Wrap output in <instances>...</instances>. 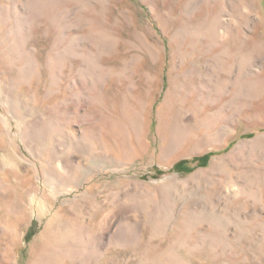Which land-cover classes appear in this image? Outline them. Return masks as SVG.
Instances as JSON below:
<instances>
[{
	"label": "rangeland",
	"instance_id": "obj_1",
	"mask_svg": "<svg viewBox=\"0 0 264 264\" xmlns=\"http://www.w3.org/2000/svg\"><path fill=\"white\" fill-rule=\"evenodd\" d=\"M0 264H264V0H0Z\"/></svg>",
	"mask_w": 264,
	"mask_h": 264
},
{
	"label": "trees",
	"instance_id": "obj_2",
	"mask_svg": "<svg viewBox=\"0 0 264 264\" xmlns=\"http://www.w3.org/2000/svg\"><path fill=\"white\" fill-rule=\"evenodd\" d=\"M189 163H190L189 161L183 160L182 162H180L176 165V168L179 170L186 169V168H188L187 166L189 165ZM192 169H193V167L189 168V170H192Z\"/></svg>",
	"mask_w": 264,
	"mask_h": 264
}]
</instances>
